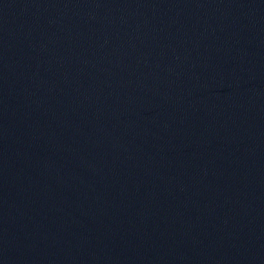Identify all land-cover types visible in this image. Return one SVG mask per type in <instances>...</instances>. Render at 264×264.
<instances>
[{
  "label": "water",
  "instance_id": "water-1",
  "mask_svg": "<svg viewBox=\"0 0 264 264\" xmlns=\"http://www.w3.org/2000/svg\"><path fill=\"white\" fill-rule=\"evenodd\" d=\"M0 264H264V0H0Z\"/></svg>",
  "mask_w": 264,
  "mask_h": 264
}]
</instances>
